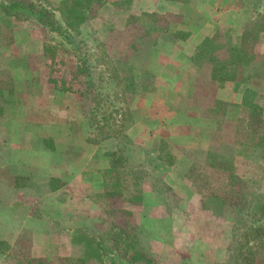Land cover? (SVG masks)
Returning a JSON list of instances; mask_svg holds the SVG:
<instances>
[{"label":"rangeland","instance_id":"obj_1","mask_svg":"<svg viewBox=\"0 0 264 264\" xmlns=\"http://www.w3.org/2000/svg\"><path fill=\"white\" fill-rule=\"evenodd\" d=\"M65 1L0 0V48L7 53L3 40L8 37L12 42L16 29L31 25V36L43 42L46 53L39 61L10 63H6V53L0 54V68L21 67L28 75L22 77L12 99H26L32 88L40 90L41 82L48 79L57 88L78 95L81 115L95 142L110 140L105 148L109 155L116 154L110 158V167L115 164L117 170L102 175L105 188L95 200L94 235L78 237L91 254L104 256L103 264H115L118 254L142 264H170L175 259L186 263V253L178 256L171 249L176 243L186 249V234L175 229L176 224L178 229L186 224L184 217L176 219L179 211H185L181 195H186V183L187 192H198L208 208L223 216L224 207L218 208L213 201L215 197H232L239 212H226L238 217L239 228L256 213L253 204L264 205V101L249 93L253 107L234 109L228 116L233 127L237 119L250 116L240 128L241 132L245 129V141L234 142L237 129L233 141L231 131L227 134L223 129L222 133L216 130L217 134L202 133L197 139L186 140V56L193 53L195 66L203 69L192 99L195 106L199 94L200 114L208 109L216 86L224 81L229 83H222L223 87L233 85L243 87L244 93L249 91L247 79L253 69L259 71L256 82H261L259 93L264 96V31L257 34V29L264 28V0H76V5ZM209 4L219 6L218 11L230 6L241 11L228 12L232 20H223L226 26L211 39L214 47L200 55L206 39L197 45L202 39L192 40V27L201 26ZM244 34L253 61L248 66H233L231 49L243 47ZM236 39L242 43L235 44ZM212 71L217 72L218 81L208 80ZM7 84L8 88L14 85ZM171 109L177 110V116L169 121ZM166 121L178 126L177 131H170ZM224 126H230L226 131L232 130L231 125ZM198 127L194 123L191 138ZM156 131L161 132L157 138ZM171 132L176 136L168 140ZM6 149L0 144V153ZM211 154L219 169L207 174ZM2 162L0 154V165ZM165 163H178V175H167ZM233 174L238 181L231 180ZM153 189L163 198L169 216L159 218L158 235H151L145 227L142 230L135 218L137 209L132 210L142 202L143 194ZM177 234L182 235L179 242L175 241ZM26 245L23 242V254L16 253L26 257ZM196 261L192 264H199ZM257 264H264V250L258 254Z\"/></svg>","mask_w":264,"mask_h":264},{"label":"crops","instance_id":"obj_2","mask_svg":"<svg viewBox=\"0 0 264 264\" xmlns=\"http://www.w3.org/2000/svg\"><path fill=\"white\" fill-rule=\"evenodd\" d=\"M206 6H209L205 9L209 14L205 15L201 26L192 27V40L196 37L202 39L197 45L205 39H213L218 30L226 26L223 20H232L229 13L232 15L241 11L233 6L220 11L216 10L220 7L214 4ZM188 10L190 8L186 4ZM190 27L187 23L186 28ZM30 29L31 25L22 30L16 29L12 42L8 37L3 40L8 52L0 48V54H7L6 63L46 58L43 42L33 38ZM239 43H242L241 40L236 39L235 44ZM193 56V53L186 56V127L183 128L186 129V140L197 139L202 133L208 136L217 134L216 130L222 133L223 129L227 134L231 131L229 137L233 141L232 134L237 129L234 142L239 139L245 141V129L241 132L240 128L250 116L237 119V128L228 121V116L234 109L253 107L249 93L264 101V96L259 93L261 82H256L259 71L253 69L249 73L247 81L250 86L245 93L242 92L243 87H223L222 83L229 81L216 86L213 102L200 114L197 108L201 106L196 103L199 94L196 101L194 99L195 106L192 99L198 91L197 81L203 69L195 66ZM212 74L208 75V80H217V72L212 71ZM24 75L28 76L21 67L6 65L0 68V91L3 94L0 97V144L7 147L0 153L4 157L0 165V264H103L104 256L91 254L89 247L78 237L94 235L91 227L95 220V200L104 193L102 175L111 168V157L105 148V143L110 140L95 142L90 127L81 115L78 95L57 88L48 79L41 82L40 90L32 88L26 99L13 100ZM8 82H13V87L8 88ZM170 111L169 121L177 116V110ZM166 123L172 127L170 131H177L178 126ZM194 123L199 127L193 131L191 138L189 133ZM224 124L231 125L232 130L226 131L230 126L223 127ZM4 125L10 132L8 136L3 132ZM174 132L170 133L168 140L176 136ZM160 133L156 131L155 138ZM131 136L138 138V135ZM231 146L236 144L231 142ZM165 166L167 175H178V163ZM209 169L207 174L218 170L210 166ZM165 182L174 186L166 179ZM188 187L186 183V195H181L185 211H179L180 215L176 218L184 217L186 224H182L180 229L175 225L176 233L180 230L186 234V249L178 243L171 245L176 255L186 253V263L175 259L170 264H192L195 260L199 264H232V235L238 225L233 219L208 208L198 192L188 193ZM143 195L142 202L132 210L137 209L135 218L142 230L145 227L147 232H152L151 235H158L161 233L156 228L159 218L163 214L169 217L164 200L154 189ZM181 236L177 234L175 241L179 242ZM23 242L28 246L26 257L21 255ZM115 264L142 263L118 258Z\"/></svg>","mask_w":264,"mask_h":264},{"label":"trees","instance_id":"obj_3","mask_svg":"<svg viewBox=\"0 0 264 264\" xmlns=\"http://www.w3.org/2000/svg\"><path fill=\"white\" fill-rule=\"evenodd\" d=\"M76 2H77L76 0H70V1L66 0L64 4L68 5L72 3V5H76ZM263 31H264V28L257 29V34ZM247 33L249 34V31ZM245 36L247 37V35L244 34L243 47L231 49L232 54L234 55L232 59L233 66L234 65L248 66L253 61L251 57L252 56L251 51H250L251 49L249 50L248 42H246ZM212 43L213 41L211 39L209 38L206 39L203 45L199 49L200 55L207 49L214 47V44ZM109 156L110 157L116 156V154L112 153ZM165 165H167V163H165ZM209 166L212 169H219V166L217 165L213 154H211L209 158ZM112 168H116L115 164H113V166L110 169L106 170L104 174L109 175L110 173L112 174L116 173V172H113ZM105 177L106 176H104V178ZM231 180L238 181V178H236V176L233 174L231 175ZM229 183L232 184L231 182ZM231 193H236V191H231ZM220 198L222 197H215L213 202L218 204L219 206L218 208H220L221 206L222 208L224 207L225 216L230 219H233V221L238 226H240L238 217L236 215L229 214V213H233L237 211L239 212V206H238L239 204L233 201L232 197H229V199H225V200H222ZM252 208L253 210L256 211V213L251 214L250 218L248 217L250 220L249 219L247 220L246 225L244 227H241V228L238 227L233 233L234 246L232 248V264H257L258 254L264 250V205L256 202V204H253ZM226 210L229 213L226 212ZM216 212L221 214V211L217 210ZM261 212H262V216L258 217V214ZM132 245L130 246L134 248ZM116 249L117 248H115L113 251L116 252ZM97 251H100V250H97ZM136 252L138 253V250H136ZM118 257L121 259H124L122 255L118 254ZM127 260L131 262H138L137 259L133 260L132 258H127Z\"/></svg>","mask_w":264,"mask_h":264}]
</instances>
